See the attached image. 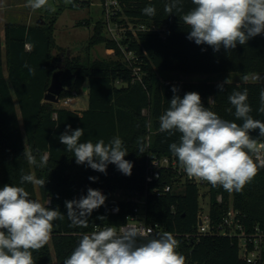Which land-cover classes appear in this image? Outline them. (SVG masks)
I'll list each match as a JSON object with an SVG mask.
<instances>
[{
    "label": "trees",
    "instance_id": "obj_1",
    "mask_svg": "<svg viewBox=\"0 0 264 264\" xmlns=\"http://www.w3.org/2000/svg\"><path fill=\"white\" fill-rule=\"evenodd\" d=\"M121 2L123 11L120 14L147 27H156L123 40L137 57L132 64L120 59L125 57L124 53L106 36L102 18L94 22L93 33L85 45L87 51L99 44L114 50V56L102 59L82 60L79 55L70 56L67 49L58 45L56 16L50 20L42 16L29 25L6 22L3 37L0 25V188L6 184L22 186L31 199L37 200L34 186L20 182L22 174H35L46 182L43 188L39 187L42 199L50 198L46 206L59 208L65 215L63 220L53 222L49 242L33 252L35 264H64L78 246L82 234H90L95 225L120 226L124 222L128 204L110 198L112 192L143 190L147 154L172 156L169 145L179 142L180 133L170 136L159 131V117L169 107L173 86L181 98L187 92H198L204 107L220 118L238 124L242 121L236 120L228 96L233 90L247 89V102L252 108L250 114L254 119L264 121V114L258 111L264 83L229 82L221 92L218 85L224 81H177L166 77L168 73H264V34L250 38L246 45L237 44L231 50L221 47L216 52L206 44L197 45L187 38L190 29L180 17L194 7L191 0H182L183 12L174 10L172 15L164 11L168 0ZM88 4V1L73 0L67 6L76 8ZM149 5L156 9L153 17L142 12ZM56 70H60L64 86L60 99L73 97L87 86L89 103L86 109L71 110L44 100ZM209 98L214 103L209 104ZM230 108L231 112L228 111ZM68 125L71 130L84 129L81 142L91 140L96 143L103 139L107 144L114 137H120L128 151L125 159L133 163L131 175L122 174L114 164L108 165L106 175L86 164L78 165L73 153L59 140ZM250 135L264 142L259 129ZM139 142L150 145L143 154L138 151ZM27 151L36 156L37 165L27 162L24 156ZM45 154L49 156L47 165L39 167L40 158ZM89 177L98 179L91 181ZM162 182H169L165 174ZM88 188L100 190L107 198L105 204L92 212L87 228L70 227L65 201L86 196ZM211 191L214 219L228 208L231 197L234 208L244 217L247 230L255 226L264 230V168L259 169L242 191L228 192L222 187H212ZM219 192L224 196L222 203L216 201ZM198 205V189L187 183L177 194L149 197L148 221L158 223L173 234L180 242L177 250L186 257V264H248L239 257L235 236L206 235L198 241L180 236L195 231ZM114 207H119L117 213L112 211ZM99 216H105L106 220L97 219Z\"/></svg>",
    "mask_w": 264,
    "mask_h": 264
},
{
    "label": "clouds",
    "instance_id": "obj_2",
    "mask_svg": "<svg viewBox=\"0 0 264 264\" xmlns=\"http://www.w3.org/2000/svg\"><path fill=\"white\" fill-rule=\"evenodd\" d=\"M72 0H65L71 3ZM194 7L180 17L188 26L187 38L197 45H208L218 52L246 45L250 38L264 34V0H191ZM33 10L48 7V0H26ZM55 11L54 8H49ZM183 12L182 0H168L164 11L172 15ZM143 14L153 17L154 6H146ZM33 71L34 70H30ZM247 79V77H245ZM229 80L218 85L221 92ZM173 97L169 107L159 117V131L173 135L180 133L179 142L169 145L189 178L205 181L213 187L220 186L228 192H239L264 168V142L250 133L259 129L264 137V121L254 119L248 101V91L233 90L228 96L235 109V121L222 119L204 107L198 92H187L181 98L172 87ZM260 107L264 114V89L260 91ZM214 103L209 98V104ZM232 111V109H228ZM70 132V134H69ZM84 129L67 130L59 137L66 150L72 152L78 165L86 164L92 170L107 174L109 164L116 165L124 175L130 176L133 163L120 137L107 144L103 139L93 143L81 142ZM150 145L139 142L138 151L145 153ZM30 165H37L32 152H24ZM253 156L256 158L254 159ZM49 156H41L38 166L47 165ZM96 181L98 177H89ZM21 184L44 187V179L35 174H22ZM106 196L98 189L88 188L87 195L65 201L70 227L87 228L92 212L105 204ZM50 201H48V204ZM118 211V209H116ZM65 217L59 208L52 209L31 199L22 186L6 184L0 188V264H35L33 252L42 249L50 240L56 220ZM97 219L104 221L105 216ZM153 229L143 222L121 226H106L90 234L81 235L78 246L65 259L64 264H186V257L177 251L179 241L171 232L152 236ZM138 241H144L140 243Z\"/></svg>",
    "mask_w": 264,
    "mask_h": 264
},
{
    "label": "built area",
    "instance_id": "obj_3",
    "mask_svg": "<svg viewBox=\"0 0 264 264\" xmlns=\"http://www.w3.org/2000/svg\"><path fill=\"white\" fill-rule=\"evenodd\" d=\"M102 13L101 18L104 22V31L107 37L122 49L126 61L130 64L136 61L135 53L128 49V44L123 40L130 37H137L139 32L156 29L154 25L147 27L144 23H137L122 12L121 0H98ZM113 50V49H112ZM114 52V50H113ZM136 73V69L134 70ZM73 97L60 99L63 106H68ZM264 158V151L260 153ZM255 159L256 157L253 156ZM163 174L168 177L169 182H162ZM145 187L143 190H116L112 192V199L128 204V210L121 225L127 223L143 222L145 225L152 227V236L157 237L165 232L163 226L158 223L148 221L147 200L151 196L159 197L166 194L179 193L185 188V184H193L198 189V211L196 215V228L192 233L181 234L185 239H194L198 241L202 236H235L238 239L239 257L248 264H264V230L255 226L247 230L244 224L242 213L235 209L232 204V198H229L228 208L214 219L211 215L212 207V185L197 179L189 178L178 163L175 156L157 155L148 153L144 163L143 170ZM220 187V186H217ZM216 201L222 203L224 196L222 192L216 195ZM119 207H114L113 212ZM120 225V226H121ZM99 226V225H98ZM108 225H102L100 228ZM94 226L93 231L96 230ZM179 252V250H177Z\"/></svg>",
    "mask_w": 264,
    "mask_h": 264
},
{
    "label": "rangeland",
    "instance_id": "obj_4",
    "mask_svg": "<svg viewBox=\"0 0 264 264\" xmlns=\"http://www.w3.org/2000/svg\"><path fill=\"white\" fill-rule=\"evenodd\" d=\"M73 1V0H72ZM88 1L90 4L83 7L70 8L65 3V0H48V7L33 10L26 7V0H0V25L3 27L6 22H23L28 15L31 16V22L34 23L44 17L50 20L56 16L55 23V39L58 45L64 47L69 51V55H79L82 60L86 59H102L108 56H114L112 49H106L104 44L94 46L90 51H87L86 44L89 37L93 33V24L101 18V7L98 0H81ZM49 8H54L55 11H50ZM62 10L59 12V10ZM86 20H90L89 24H85ZM107 36V35H106ZM125 56V55H124ZM125 59L122 57L120 59ZM126 60V59H125ZM168 79L177 81H204L209 79L211 81H225L242 83L254 82L264 83V73H251L243 75L240 73L230 72L222 74H181L168 73ZM247 77V79H245ZM89 103L88 95L81 91L73 95V100L68 106H63V103H55L58 107H67L71 110L79 111L80 108H87ZM37 200L42 204L48 205L49 197L42 199L41 190L39 186H34ZM53 262L55 259L53 258Z\"/></svg>",
    "mask_w": 264,
    "mask_h": 264
},
{
    "label": "water",
    "instance_id": "obj_5",
    "mask_svg": "<svg viewBox=\"0 0 264 264\" xmlns=\"http://www.w3.org/2000/svg\"><path fill=\"white\" fill-rule=\"evenodd\" d=\"M68 54H69V51H68ZM60 74H61L60 70H56L53 73L51 77L50 85L44 96L45 101H49V102L56 103V104L60 101V95L64 89L63 83L60 78ZM86 90H87V86H83L82 91H86Z\"/></svg>",
    "mask_w": 264,
    "mask_h": 264
},
{
    "label": "crops",
    "instance_id": "obj_6",
    "mask_svg": "<svg viewBox=\"0 0 264 264\" xmlns=\"http://www.w3.org/2000/svg\"><path fill=\"white\" fill-rule=\"evenodd\" d=\"M21 23H25V24H32V22H31V16L30 15H28L27 17H25L24 18V21L23 22H21ZM62 47V46H61ZM87 95H88V92H87V90L86 91H84ZM88 107V106H87ZM84 109H86V107L85 108H80L79 109V111H82V110H84Z\"/></svg>",
    "mask_w": 264,
    "mask_h": 264
}]
</instances>
